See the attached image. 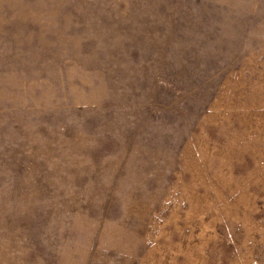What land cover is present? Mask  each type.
Returning <instances> with one entry per match:
<instances>
[{
    "label": "rangeland",
    "instance_id": "374dc122",
    "mask_svg": "<svg viewBox=\"0 0 264 264\" xmlns=\"http://www.w3.org/2000/svg\"><path fill=\"white\" fill-rule=\"evenodd\" d=\"M0 264H264V0H0Z\"/></svg>",
    "mask_w": 264,
    "mask_h": 264
}]
</instances>
